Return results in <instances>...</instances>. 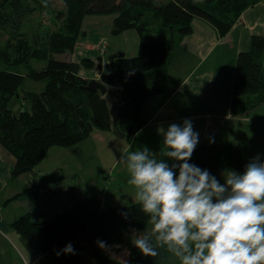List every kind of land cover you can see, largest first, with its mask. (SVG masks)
I'll return each mask as SVG.
<instances>
[{
    "label": "trees",
    "instance_id": "1",
    "mask_svg": "<svg viewBox=\"0 0 264 264\" xmlns=\"http://www.w3.org/2000/svg\"><path fill=\"white\" fill-rule=\"evenodd\" d=\"M261 1L264 0H65L63 25L42 40L44 49L35 48L36 52L30 53L8 42L0 52L5 64L0 67V144L16 158L14 176L33 171L52 147H72L85 141L94 130L113 132L110 104L100 91L90 89V80L80 74L82 66L90 68L92 62L56 57L75 50L87 15L113 14V35L131 29L139 34L138 54L117 59L111 73L101 74V81L109 88L122 90L129 108L119 127L126 138L132 139L146 125L142 115L145 102L164 89L170 63V45L155 33L156 25L172 32V43L192 33L195 17L207 20L226 36L243 11ZM0 2L17 9V15L9 18L2 16L0 10V26L8 34L12 31L11 37L21 35L19 43L28 49L31 44L20 32L25 14L35 8L23 0ZM52 2L39 0L46 7ZM40 57L46 61L41 70L33 69L28 75L18 70L24 64L30 66V59ZM26 78L44 82L45 88L25 92L22 86ZM232 92V115H250L264 103V36H252L250 48L238 54ZM21 98L30 103V108L21 106L16 111L14 103ZM192 161L221 179L222 171H242L248 162L238 146L226 142L198 145ZM81 193L80 184L71 188V207L51 220L36 223L30 214H25L13 223L14 229L25 239L38 243L44 255L55 254V250L71 241L77 254L61 255L63 263L78 264L85 252L91 251L96 264H124L122 250L127 247L131 264H143L142 253L130 239V225L151 227L140 205L103 208L98 197L84 198ZM121 210L130 212L128 219L121 216ZM97 238L106 240L111 249H100Z\"/></svg>",
    "mask_w": 264,
    "mask_h": 264
},
{
    "label": "crops",
    "instance_id": "2",
    "mask_svg": "<svg viewBox=\"0 0 264 264\" xmlns=\"http://www.w3.org/2000/svg\"><path fill=\"white\" fill-rule=\"evenodd\" d=\"M114 19L113 14L87 15L82 22L77 46L72 52L75 55L62 58L78 63L91 61L90 68L82 66L80 71L81 76L88 80H101L102 73L108 74L114 70L107 60L108 55L122 51L126 57L132 58L139 52L140 37L134 29L120 34L118 38L125 37L124 40L113 44ZM258 20L260 23H257ZM192 28V33L172 43L173 35L169 29L162 28L160 24L155 27V33L170 45V63L165 72L162 93L150 97L143 106L142 115L146 125L132 138L138 141L136 149L147 144L159 151L164 146L157 127L182 122L186 117L194 121V127L200 133L198 145L226 142L241 148L238 143L240 139L236 140L241 133V116L231 113L235 64L238 54L250 48L252 36H264V1L243 11L226 36H222L215 26L200 17L193 19ZM127 38L132 41V45L126 43ZM111 47L113 49L109 50ZM100 57H103L101 72L98 69ZM28 103L22 98L18 101L20 107H26ZM95 131L85 141L72 147H52L33 171L19 176H14L15 156L0 144V264H68L63 263L56 254L44 255L40 245L22 237L14 229L13 223L25 214H30L34 222L42 223L71 207V188L80 182L77 174L70 171V157L78 161L81 145L93 135L101 140L100 144L109 142L117 148L122 143L116 140L122 141V138L112 132L97 134ZM210 137L214 138V142H210ZM57 158L60 159L59 163ZM123 169V172H119L123 175L119 178L121 184L117 190L125 184L126 165ZM81 195L84 198L98 197L103 208L122 205L108 203L104 196L87 195L83 189ZM125 249L127 247L122 250L123 259H128ZM178 263L163 251L158 257L143 255V264Z\"/></svg>",
    "mask_w": 264,
    "mask_h": 264
},
{
    "label": "clouds",
    "instance_id": "3",
    "mask_svg": "<svg viewBox=\"0 0 264 264\" xmlns=\"http://www.w3.org/2000/svg\"><path fill=\"white\" fill-rule=\"evenodd\" d=\"M157 132L159 151L144 144L120 153L133 199L151 225H130L131 244L145 257L163 251L179 264H264V153L250 157L242 171H222L221 179L192 161L200 142L192 119L161 124ZM120 214L128 219L130 212ZM96 244L111 249L106 240ZM55 254L76 255L77 249L69 241Z\"/></svg>",
    "mask_w": 264,
    "mask_h": 264
},
{
    "label": "rangeland",
    "instance_id": "4",
    "mask_svg": "<svg viewBox=\"0 0 264 264\" xmlns=\"http://www.w3.org/2000/svg\"><path fill=\"white\" fill-rule=\"evenodd\" d=\"M23 1L27 6L35 8L34 12L25 14L20 32L23 36H25L24 39L26 38L29 44H31V47H28L27 45L28 49L23 48L19 43L21 42L19 39L21 35L11 37L3 29V27L0 26V52L6 49V45L9 42L12 47L17 48L19 46L25 52L30 50V53H35V48L44 49L46 47L42 40H45L48 34L59 30L63 25L62 21L65 15L64 12L67 10L65 0H53L51 5L48 7L39 3V0ZM0 6L2 16L9 18L13 17V15H17L16 8L3 5L1 2ZM112 36L114 39V45L118 44L120 42L119 40L123 41L125 38H118L119 35L113 34ZM126 43L129 44V46L132 45V41L128 38L126 39ZM110 49L113 48L111 47L109 50ZM71 55L74 56L75 54L67 52L62 55L56 54V57L59 59L70 58ZM42 59V57L32 60L30 59V66L28 65L29 67L24 64L19 67L18 70L25 75H28L33 69L41 70L46 66V61ZM0 67H5V64L2 63L1 60ZM44 88V82H37L30 78H26L22 86V89L25 90V92L42 91ZM14 106L16 111L20 108L18 102L17 104L14 103ZM26 107L30 108V103H28ZM239 127L241 129V133L239 136L237 135L238 137L236 140L240 139V142L238 143H240V151L243 158L248 160L258 152L264 153V103L250 115L241 117ZM95 133L104 134V132L100 130H96ZM96 137L97 136L93 135L92 138L88 139V141L81 145V149L79 150L80 159H78V161L73 159V156L70 157V171L77 174V179L80 182L81 188L85 194L91 196H104L108 203L122 204L118 206L133 204L135 202L133 199V189L127 182L129 176L128 171L127 176L123 181L125 184L120 186L118 190L116 188L119 187V184H121L119 178L123 174L121 175L119 172H123V167L125 165L120 160V153L127 150H135L138 141H133L130 138H123L121 139L122 141H120V139H116L119 140L118 142L122 143L115 148L109 142L100 144L101 140ZM110 149H112V152H109ZM59 162L60 159L57 160V163ZM50 165L53 164L50 163ZM80 264H96L91 255V251L86 253Z\"/></svg>",
    "mask_w": 264,
    "mask_h": 264
},
{
    "label": "water",
    "instance_id": "5",
    "mask_svg": "<svg viewBox=\"0 0 264 264\" xmlns=\"http://www.w3.org/2000/svg\"><path fill=\"white\" fill-rule=\"evenodd\" d=\"M9 34H13L12 31H9ZM125 53L118 51L114 54L107 56V60L111 66L115 67V62L117 59L125 57ZM98 69L101 72L103 70V57L98 59ZM88 87L92 90L100 91L107 99L110 104V113L113 118V134L118 138H126V133H124L120 127L119 123L123 120L125 112L128 110L129 105L124 102L122 97V90L120 88H109L101 80L92 79L89 81ZM24 111V109H22Z\"/></svg>",
    "mask_w": 264,
    "mask_h": 264
}]
</instances>
